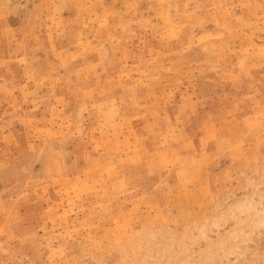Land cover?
<instances>
[{
	"label": "rangeland",
	"instance_id": "1",
	"mask_svg": "<svg viewBox=\"0 0 264 264\" xmlns=\"http://www.w3.org/2000/svg\"><path fill=\"white\" fill-rule=\"evenodd\" d=\"M0 264H264V0H0Z\"/></svg>",
	"mask_w": 264,
	"mask_h": 264
}]
</instances>
